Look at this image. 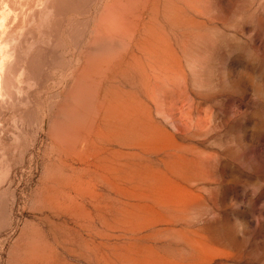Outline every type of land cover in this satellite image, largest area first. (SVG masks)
Returning a JSON list of instances; mask_svg holds the SVG:
<instances>
[{
  "label": "rangeland",
  "instance_id": "rangeland-1",
  "mask_svg": "<svg viewBox=\"0 0 264 264\" xmlns=\"http://www.w3.org/2000/svg\"><path fill=\"white\" fill-rule=\"evenodd\" d=\"M0 16V264H264V0Z\"/></svg>",
  "mask_w": 264,
  "mask_h": 264
},
{
  "label": "clouds",
  "instance_id": "clouds-1",
  "mask_svg": "<svg viewBox=\"0 0 264 264\" xmlns=\"http://www.w3.org/2000/svg\"><path fill=\"white\" fill-rule=\"evenodd\" d=\"M24 11H27V9H24ZM9 16L18 18L17 13H8ZM15 22V19L14 21ZM0 33H2V38H0V65H4L5 61L10 60L11 57L6 55L7 49L10 47L9 44L5 43L6 38V22L3 19L2 16H0ZM0 182H3V177L0 176ZM199 221H193V223H197Z\"/></svg>",
  "mask_w": 264,
  "mask_h": 264
}]
</instances>
